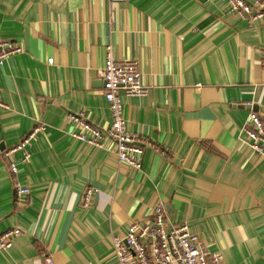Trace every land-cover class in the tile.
<instances>
[{
    "label": "crops",
    "instance_id": "0c3cea01",
    "mask_svg": "<svg viewBox=\"0 0 264 264\" xmlns=\"http://www.w3.org/2000/svg\"><path fill=\"white\" fill-rule=\"evenodd\" d=\"M0 39L21 47L0 64V233L21 229L0 264H45V253L53 264H118L113 236L152 222L158 204L162 225H187L217 264H264V157L239 135L264 110V19L223 0H0ZM108 48L139 60L147 87L122 94L140 169L118 162L108 137L96 147L71 135L72 114L101 130L110 120ZM39 125L29 160L7 155ZM17 179L30 191L20 202Z\"/></svg>",
    "mask_w": 264,
    "mask_h": 264
},
{
    "label": "built area",
    "instance_id": "2783aa9c",
    "mask_svg": "<svg viewBox=\"0 0 264 264\" xmlns=\"http://www.w3.org/2000/svg\"><path fill=\"white\" fill-rule=\"evenodd\" d=\"M123 1V0H111ZM232 11L247 19L256 21L264 19V0H223ZM21 52V47L8 40L0 39V64L5 59ZM53 58L48 63L52 64ZM264 65V58L262 59ZM102 89L108 104L110 120L101 130L91 124L82 113L70 115V121L75 130L72 137L92 146L101 147V139L108 137L115 143V154L118 162L140 169L143 146L140 139L126 129V120L123 115V101L121 91L127 96H144L147 92L141 81V66L139 60H116L111 51L105 55L101 69ZM1 104V102H0ZM44 130V125L34 127L20 142L13 146L7 155L17 151L24 152V159L29 160L28 150L32 139ZM241 139L250 149L264 157V110L263 113L251 111L240 128ZM12 174L19 173L15 161L9 163ZM15 198L17 202L29 194V188L14 181ZM95 192L88 186L81 194L80 204L87 208L91 196ZM165 210L158 204L154 209L152 222L139 224L132 222L123 235L113 236L112 250L118 264H217L220 255L209 252L200 237L192 233L185 224H176L169 227L162 225ZM21 233L20 228H10L0 233V251L10 250L14 238ZM53 258L44 254V263L53 264Z\"/></svg>",
    "mask_w": 264,
    "mask_h": 264
},
{
    "label": "water",
    "instance_id": "95a60500",
    "mask_svg": "<svg viewBox=\"0 0 264 264\" xmlns=\"http://www.w3.org/2000/svg\"><path fill=\"white\" fill-rule=\"evenodd\" d=\"M102 81V80H101ZM102 84H103V82H102ZM121 94H124V92L123 91H121Z\"/></svg>",
    "mask_w": 264,
    "mask_h": 264
},
{
    "label": "rangeland",
    "instance_id": "374dc122",
    "mask_svg": "<svg viewBox=\"0 0 264 264\" xmlns=\"http://www.w3.org/2000/svg\"><path fill=\"white\" fill-rule=\"evenodd\" d=\"M16 237H17V236H16ZM16 237H15V238H16ZM15 238H14V240H15ZM0 252H1V251H0Z\"/></svg>",
    "mask_w": 264,
    "mask_h": 264
}]
</instances>
